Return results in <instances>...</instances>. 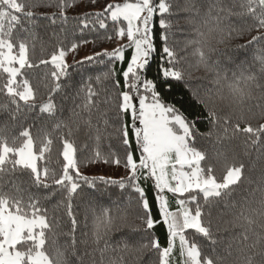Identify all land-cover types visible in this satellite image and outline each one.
I'll return each mask as SVG.
<instances>
[{"label":"snow or ice","instance_id":"6c2138e0","mask_svg":"<svg viewBox=\"0 0 264 264\" xmlns=\"http://www.w3.org/2000/svg\"><path fill=\"white\" fill-rule=\"evenodd\" d=\"M97 3L89 0L84 11L71 19L67 10L80 7L75 0L44 5L60 9L59 17L48 19H59L64 31L69 23L81 35L97 26L106 30V21L111 20L113 30L105 31L102 39L128 41L111 52H96L76 61L99 64L107 60L110 66L69 95L64 91L70 79L66 57L90 41L58 46L49 59L35 62L30 50L35 48L39 25L32 9L42 5L38 0H0V73L6 77L0 83V95L7 97L0 103V114H6L11 126L22 128L10 145L5 134L10 124L0 127V264H264V124L254 128L249 122L264 119V0H184L182 4L176 0H125L109 2L99 12L88 11ZM180 13L188 14L192 34L177 49L170 39L174 35L172 17L179 19ZM17 28L24 35L13 39ZM252 32L260 33L248 41L255 49L251 64L258 66V73L244 69L242 63L239 74L233 72L229 77L219 69L218 61L211 63L220 45ZM189 47L197 66L214 74L211 83L217 88L188 85L187 56L181 53ZM41 65L50 67L33 82V74L27 70ZM176 84L187 88L210 130L200 133L194 122L166 101L164 89L171 92ZM68 100L72 106L64 118ZM224 103L232 114L221 118L219 108ZM32 113L43 121L35 136L32 124L27 123ZM126 117L131 118L130 124ZM200 136L212 138L216 158L231 159L222 180L211 165L202 167L207 150L197 146ZM240 137L243 140L237 143ZM113 138L121 147L113 145ZM54 140L62 146L60 171L47 162L37 163L46 161ZM81 150L85 154L91 151L86 163L122 165L126 178L100 177V182L130 188L136 202L135 210L117 207L93 213L90 233L83 231L87 214L78 220L72 205L82 185L96 183L80 171L77 152ZM253 151L256 161L247 167L251 172L259 166L255 180L245 175L244 161ZM245 183L255 187L233 201V194ZM168 194L175 210L170 208ZM54 197L55 208L64 205L66 231L64 217L56 216L55 209L50 216L42 203ZM221 204L238 211L223 220L225 213L218 210ZM88 207L92 208L91 202ZM214 210L222 221L216 232L240 229L226 244L213 231ZM136 221L141 224L137 226ZM117 225L133 233L142 231L144 237L127 236L118 245H110L108 237ZM157 227L164 228L163 243L153 236ZM61 236L65 237L62 243Z\"/></svg>","mask_w":264,"mask_h":264},{"label":"trees","instance_id":"16d2710c","mask_svg":"<svg viewBox=\"0 0 264 264\" xmlns=\"http://www.w3.org/2000/svg\"><path fill=\"white\" fill-rule=\"evenodd\" d=\"M39 4L42 6L39 8L32 9L36 13L37 16V24L39 28L37 30V39L34 41L35 48L34 50H30L31 59L35 62H38L40 59H49L50 55L53 51L57 49L58 46L67 47L72 42L80 41L82 39H88L90 42L87 44H82L79 49L83 47H89L90 55H93L96 52H101L107 50L109 52L115 49L117 39L112 41L103 40V34L105 31L111 33L113 30V24L111 20L106 21L108 24V28L99 29L98 26L93 31L85 30L83 35L79 31L74 30L76 25L73 23H69L66 26V31L62 30L61 21L56 19L55 22H52L48 17L53 15L59 17L60 9L57 7H45L44 5H55L57 0H38ZM124 3L125 0H98L96 7H89L88 11L91 12H99L103 9V7L107 3ZM178 3H184V0H176ZM75 3L80 5L79 8L72 9L69 8L67 10V15L71 19L76 12H83L84 6L88 5L89 0H75ZM187 13H180L179 19L177 17H172V29L171 32L174 35L171 36L170 42L174 43L177 49H181L184 47L186 38L192 34V24L189 23L187 17ZM91 23V22H90ZM119 26H123V24H119ZM239 26V25H238ZM55 34V35H54ZM258 32H252L251 35L245 34L242 37L232 40L227 45H220L219 50L216 53L212 54L211 63L219 62V69H222L226 72L229 77H231L233 72L239 74L241 69V64L243 63L244 69H251L258 73V66L251 64L252 53L255 49L252 48L251 45H248V41L253 35H259ZM24 33L19 31L17 28L16 32L13 34V39H17L20 36H23ZM101 37V39H97V37ZM59 37V38H57ZM242 45H247V48L241 47ZM259 47V46H258ZM78 49V50H79ZM77 50V51H78ZM76 51V52H77ZM129 53H126L128 55ZM181 55H186L187 60L184 63V68L188 76L187 83L189 86L193 87H207V88H217L218 86L211 83L214 78V74L212 72L206 71L203 66H197L196 61L197 57L192 54V48L189 47L186 52H182ZM84 58L80 60H74L69 65V73L70 79H68L64 91L69 95L72 94L75 87H82L85 82L88 81L89 78L94 77L99 74V72L103 69H106L110 66V62L104 60L99 64H90L83 63L77 64L76 61H83ZM49 66L41 65L39 68L27 70L33 74V82L35 79L42 77L44 72L48 70ZM119 63L116 64L117 71L120 69ZM156 64H153V73L155 72ZM247 74V73H245ZM149 75H152L150 73ZM5 74L0 73V83H3L5 79ZM119 78V77H118ZM123 85V81L121 79V86ZM168 95H166L165 99L168 103L174 104L177 108L180 109L181 113L190 121L194 122L196 128L200 133H204L211 129L210 125H207L205 117L201 111V107L194 102V100L188 95L187 88H185L182 84H176L174 89L169 92L167 88L164 89ZM226 91V89H225ZM7 100V97L0 95V103H4ZM65 111L63 113V117L67 118L69 115V109L72 106V102L70 100L65 101ZM232 110L227 106L226 103L221 104L219 108V115L223 118L226 115H231ZM41 116H46V114H40ZM233 120L235 117L233 116ZM125 122L130 124L131 118L126 117ZM222 122V120H221ZM254 128H258L260 124H264V119H251L249 121ZM5 123H9L6 119V114H0V127H3ZM32 124V132L33 135H36L37 129L41 126L43 121L37 117L36 113L31 114V119L27 122ZM22 128L20 125L11 126L9 131L5 133L9 137V144L11 145L12 137L19 136ZM131 135V133H130ZM243 140V137H240L237 140V143H240ZM264 140V137H262ZM77 143H80V140H77ZM113 145L117 147H121L116 138L112 140ZM197 146H202L207 150V158L205 161L201 162L202 167H206L207 165H211L214 169V174L218 178V180H222L223 176L226 174V163H231V159L225 161L223 157L216 158L215 149L213 147L212 138H204L200 136L197 141ZM39 147V145H37ZM61 145L58 140H54L53 150L51 153L46 154V161H38V166H42L45 162L48 163L50 168H54L57 171H60L61 166L63 164V158L59 155V151L61 149ZM107 142H105L104 149L106 150ZM218 148L219 145H216ZM239 151V149H238ZM91 156V151H87L85 154L84 150L77 152V159L80 162V168L82 173L89 178V180H95V185H82L80 189H78L79 195L75 196L72 200L73 210L77 215L78 220H83L85 214H87V228H83V225L80 227L83 228V231L86 233H90L93 227V213L99 214L103 212L105 209H115L117 207L125 208L128 207L130 209H136L135 196L133 191L128 188H121L119 184H104L100 182V177H95L87 174V172L92 171L95 167H105L106 169L117 167L115 164H104L102 162H92L86 163L88 157ZM256 152L253 151L250 157H245L244 161L246 164L245 175L250 176L252 180H255L259 175V166L255 168L254 171H249L247 165L251 162L256 161ZM121 168H124L122 165ZM126 178V177H124ZM106 180L112 181H120L121 179H108ZM255 187V185H249L245 183L241 190L237 193L233 194L231 198L233 201L239 200L241 195L246 192L249 188ZM7 190V189H5ZM35 191V189H33ZM151 195V194H150ZM170 197V208L175 210V202L171 198V194H168ZM259 193H257V197ZM57 202V198H53L52 200L42 201L44 207L49 210V215L53 214V210L55 209V215L60 217H64V230H67L68 218L64 214V205L61 204L59 208H55V204ZM88 202H91L92 208L88 207ZM218 210L221 213H225L223 220H228L231 218L234 212H237L238 209H226L224 204L218 206ZM217 223H222V221H218L216 218V210L213 211V231L215 232L216 238L218 241H222L224 244L228 242L231 236L240 231L239 228H230L227 231L221 230L216 232ZM137 226L141 224L140 221H136ZM189 233L192 230H188ZM187 234V233H186ZM127 236H139L144 237V232L133 233L129 228L116 226L114 230L111 232V235L108 237V243L110 245H118L122 239ZM154 237H159L161 243L164 242V228L157 227L153 231ZM65 237L61 236L59 238L60 242L64 241ZM223 246V245H222Z\"/></svg>","mask_w":264,"mask_h":264},{"label":"rangeland","instance_id":"374dc122","mask_svg":"<svg viewBox=\"0 0 264 264\" xmlns=\"http://www.w3.org/2000/svg\"><path fill=\"white\" fill-rule=\"evenodd\" d=\"M128 41L126 39L124 40H117L116 46L120 47L123 44H127ZM90 55L89 53V47H83L82 49H79L77 52H70L67 57L66 61L67 64H70L74 60H80L82 58H85L86 56ZM81 171V168H80ZM82 172V171H81ZM87 174L95 176V177H103L108 179H123L124 177H127L128 173L124 168L121 167H113L111 169L105 168V167H95L92 171L87 172Z\"/></svg>","mask_w":264,"mask_h":264}]
</instances>
